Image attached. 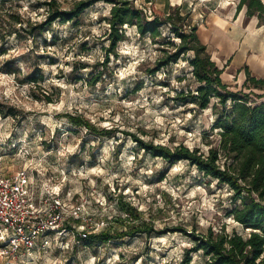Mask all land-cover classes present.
<instances>
[{
	"label": "rangeland",
	"instance_id": "obj_1",
	"mask_svg": "<svg viewBox=\"0 0 264 264\" xmlns=\"http://www.w3.org/2000/svg\"><path fill=\"white\" fill-rule=\"evenodd\" d=\"M50 1L0 0V172L44 169L40 188L46 189L44 183L58 186L66 200L85 204L83 211L94 222H108L111 233L148 224L167 234L80 245L69 239L67 251L37 254L17 264H181L193 242L170 229H236L247 236L232 216L235 204L228 186L204 177L186 161L170 166L144 152L133 138L171 148L183 144L204 153L219 145L220 129L214 128L221 112L218 99L205 110L189 98L175 100L180 92L196 94L200 86L191 66L193 53L150 74L157 60L180 44L171 26H163L155 40L125 26L126 40L111 53L107 36L114 4L100 1L73 22L56 20L35 30L46 20L45 3ZM54 1L55 9L69 11L84 0ZM127 1L149 19L155 11L161 16L179 12L189 30L201 24L200 14H229L241 0ZM229 85L232 92L243 89V84ZM251 91L264 95L254 89L244 93ZM259 102L250 96L251 105ZM71 115L85 122L77 126L69 121ZM108 130L114 133L106 134ZM72 225L76 231L80 223ZM190 257V264L205 261L201 253Z\"/></svg>",
	"mask_w": 264,
	"mask_h": 264
},
{
	"label": "trees",
	"instance_id": "obj_2",
	"mask_svg": "<svg viewBox=\"0 0 264 264\" xmlns=\"http://www.w3.org/2000/svg\"><path fill=\"white\" fill-rule=\"evenodd\" d=\"M100 1L114 4L109 19L110 33L107 36L111 53L120 42L126 40L125 26H135L140 37L149 36L155 40L161 36V28L170 25L173 33L180 39V44L169 56L158 59L156 68L150 71V74H155L172 62H177L182 56L193 53L191 66L200 86L196 94L180 92L175 100L183 103L189 98L192 103L205 110L216 98L217 105L221 107L220 115L214 125L215 129H220V142L217 147H211L207 153L201 152L200 148L191 150L183 144L174 148L155 145L133 136L144 152L153 157L163 158L170 166L186 161L204 177L228 186L232 190V201L235 204L232 216L243 230L249 232L244 236L236 229L231 233L224 229L216 232L212 228L206 233H198L195 230L189 232L183 227L170 229L168 232L181 233L193 242V246L185 250L181 264H190V256L198 253H201L205 259L203 264H264V103L250 104V96L253 95L261 100L264 95H257L252 91L248 94L244 93L245 89L264 91V80L252 77L247 71V80L243 89L238 92L230 91L231 86L222 79L224 69H220L212 61L207 46L198 38L197 27L189 26V30L186 29L185 16L179 12L161 16L160 11H155L154 17L149 19L142 10L136 9L127 0H84L75 4L69 11L55 9L56 1L51 0L45 3L49 9L46 20L35 30L50 27L56 20L62 23L73 22ZM244 7H247L248 17L258 15L262 23L264 4L261 0H241L237 12ZM22 22L19 17L18 23L22 25ZM32 80L34 83L39 82L37 79ZM217 105L214 109L218 107ZM68 118L77 126L85 122L81 116L71 115ZM85 126L95 130L90 123L86 122ZM112 133H114L112 130L106 131V134ZM118 204L121 210L129 211V207L124 208L123 203ZM131 210L133 212V209ZM135 216H138L136 210ZM137 234L151 237L152 234L161 236L167 232L156 231L153 226L147 224L133 226L126 231L116 233L106 230L91 235L85 242L108 243L133 238Z\"/></svg>",
	"mask_w": 264,
	"mask_h": 264
},
{
	"label": "built area",
	"instance_id": "obj_3",
	"mask_svg": "<svg viewBox=\"0 0 264 264\" xmlns=\"http://www.w3.org/2000/svg\"><path fill=\"white\" fill-rule=\"evenodd\" d=\"M199 18L200 23L206 19L203 14ZM43 170L0 172V264H17L53 250L64 252L70 249L69 239L80 245L93 233L108 230V222H94L85 215V204L66 200L58 186L44 183L46 189L40 188ZM72 221L80 223L76 231L69 226Z\"/></svg>",
	"mask_w": 264,
	"mask_h": 264
},
{
	"label": "crops",
	"instance_id": "obj_4",
	"mask_svg": "<svg viewBox=\"0 0 264 264\" xmlns=\"http://www.w3.org/2000/svg\"><path fill=\"white\" fill-rule=\"evenodd\" d=\"M207 16L197 26V35L200 42L207 46L212 61L224 69V83L244 85L247 71L252 77L264 80V23L259 17H248L246 8L240 12L235 9L229 14ZM217 18L230 22L232 27L227 28ZM214 57L217 59L214 60ZM259 101L258 104L264 103V98Z\"/></svg>",
	"mask_w": 264,
	"mask_h": 264
},
{
	"label": "clouds",
	"instance_id": "obj_5",
	"mask_svg": "<svg viewBox=\"0 0 264 264\" xmlns=\"http://www.w3.org/2000/svg\"><path fill=\"white\" fill-rule=\"evenodd\" d=\"M3 237L2 236H0V239H2Z\"/></svg>",
	"mask_w": 264,
	"mask_h": 264
}]
</instances>
